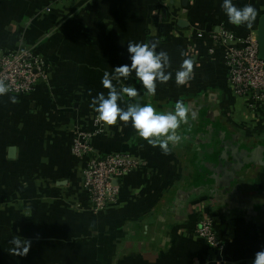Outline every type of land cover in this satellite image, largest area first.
Wrapping results in <instances>:
<instances>
[{
  "label": "crops",
  "instance_id": "1",
  "mask_svg": "<svg viewBox=\"0 0 264 264\" xmlns=\"http://www.w3.org/2000/svg\"><path fill=\"white\" fill-rule=\"evenodd\" d=\"M221 2L0 0V49L34 48L48 73L30 94L0 95V264H252L264 249V116L236 96L224 57L257 40L264 0H233L257 9L251 28L230 24ZM129 42H155L172 75L147 94L130 70L112 83L135 87L137 96L118 104L167 111L183 101L188 119L167 153L131 121L105 124L93 139L96 155L128 153L143 165L121 181L116 207L77 211L87 160L71 152L74 130L92 129L93 97L109 91L105 71L130 63ZM185 58L194 61L192 78L177 85ZM233 153L243 160L233 163ZM202 215L214 221L222 251L197 236ZM16 235L32 239L28 253L13 250Z\"/></svg>",
  "mask_w": 264,
  "mask_h": 264
},
{
  "label": "built area",
  "instance_id": "2",
  "mask_svg": "<svg viewBox=\"0 0 264 264\" xmlns=\"http://www.w3.org/2000/svg\"><path fill=\"white\" fill-rule=\"evenodd\" d=\"M226 53L224 60L232 90L239 98H246L245 106L251 114L264 116V60L258 56L256 38L250 36ZM0 80L9 85L5 94L27 95L35 91L40 83L47 82V66L34 48L0 49ZM105 132V123L97 116L93 119L91 130H74L71 152L79 160H87L82 180L85 201L73 204L77 211L98 214L116 207L121 181L143 165L138 157L128 153L96 155L93 139ZM196 234L215 252L225 247L209 216H201Z\"/></svg>",
  "mask_w": 264,
  "mask_h": 264
},
{
  "label": "clouds",
  "instance_id": "3",
  "mask_svg": "<svg viewBox=\"0 0 264 264\" xmlns=\"http://www.w3.org/2000/svg\"><path fill=\"white\" fill-rule=\"evenodd\" d=\"M221 9L228 18L230 24L236 26L252 27L257 18V9L253 4L248 3L238 7L233 0H222ZM127 53L130 63L120 64L114 67L113 73L107 71L102 76V85L109 89L107 95L98 93L93 97L92 106L97 113V118L107 125H113L119 118L120 121H131V126L136 130L139 137L147 140L150 144L159 145L162 151L167 153L170 145H175L181 140L178 129L181 123H186L189 115V108L183 101H177L171 110L159 111L151 103H131L127 108L118 104L124 95L136 97L135 87L121 84L119 89L112 83L118 78L127 79L130 70L135 71L136 78L142 82L147 94H154L156 81L167 82L171 73L165 71L169 66V55L161 50L157 51L155 42L127 44ZM194 61L185 58L175 71V82L183 85L192 78ZM9 91V85L0 80V95ZM15 102V97H10ZM13 250L20 253H28L32 245V239L23 235L13 236L11 241ZM252 264H264V249L257 251Z\"/></svg>",
  "mask_w": 264,
  "mask_h": 264
},
{
  "label": "water",
  "instance_id": "4",
  "mask_svg": "<svg viewBox=\"0 0 264 264\" xmlns=\"http://www.w3.org/2000/svg\"><path fill=\"white\" fill-rule=\"evenodd\" d=\"M180 26H183V23ZM257 46H258V56L261 60H264V15L259 20V26H258V32H257ZM13 152H14V148L10 150V154L13 155ZM246 154L248 155L247 152ZM232 156L234 157L233 163H237V162L240 163L243 160V159H240V157H238L237 155H235V153H233ZM228 157H229L228 154L224 150L223 154H221V159H224L225 166L229 165V162L227 161ZM253 159H254V156H252L251 159L250 158L248 159L246 157V159H244V162L246 163L252 162Z\"/></svg>",
  "mask_w": 264,
  "mask_h": 264
}]
</instances>
